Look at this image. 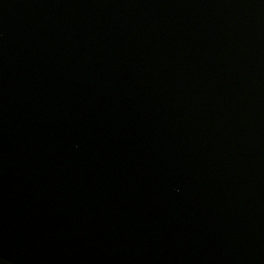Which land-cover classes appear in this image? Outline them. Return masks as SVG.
Masks as SVG:
<instances>
[{"label":"water","instance_id":"water-1","mask_svg":"<svg viewBox=\"0 0 264 264\" xmlns=\"http://www.w3.org/2000/svg\"><path fill=\"white\" fill-rule=\"evenodd\" d=\"M0 264H264V0H0Z\"/></svg>","mask_w":264,"mask_h":264}]
</instances>
